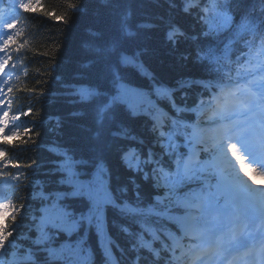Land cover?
<instances>
[{"label": "trees", "instance_id": "16d2710c", "mask_svg": "<svg viewBox=\"0 0 264 264\" xmlns=\"http://www.w3.org/2000/svg\"><path fill=\"white\" fill-rule=\"evenodd\" d=\"M205 6L42 0L25 15L27 76L14 100L26 115L9 146L18 175L10 264H168L173 245L147 236L145 225L151 209L176 208L182 194L157 177L170 166L163 133L216 89L202 61L213 41ZM251 7L264 15V0L232 3L237 16Z\"/></svg>", "mask_w": 264, "mask_h": 264}, {"label": "rangeland", "instance_id": "374dc122", "mask_svg": "<svg viewBox=\"0 0 264 264\" xmlns=\"http://www.w3.org/2000/svg\"><path fill=\"white\" fill-rule=\"evenodd\" d=\"M123 60L128 61L131 59L128 56H123ZM120 89H121L122 95H124V96H127L128 94H133V89H128L124 85H121ZM212 112H214V114H215L218 112V109L215 108L214 111L212 110ZM205 120L206 121H204V122H207V119H205ZM160 123H161V121L158 122V124H160ZM206 125L207 126L205 128L207 129V131H209L210 128H214L215 131H214V133L212 132L213 134L212 133H208V134L203 133L204 134V136H203L204 141L208 142L212 147H214V146L219 144V138H220L219 134L221 133L222 129L220 127H218L217 125H213V124H206ZM211 134L214 135V137L211 136ZM133 160H134L133 156L128 158L129 162H132ZM233 160H235V161L239 160V164L234 163L235 170L232 169L231 166H228V168H226V171L224 173L242 178L243 182L246 184V185L244 184L245 186H247L250 189L259 191L261 189V187L263 186V180L257 179L256 176L255 177L251 176V173H252L251 170L248 169L246 166H244L243 159L237 155L235 148L230 147L228 149V152L221 153L220 161H222L224 163H230ZM134 161H136V163L138 162L137 160H134ZM243 182H241V183H243ZM262 196L264 197V193H262ZM184 205L186 206V208L188 210L191 211V214H189V216L183 220L187 229L190 232H192L193 234H199L202 231H204V229L196 227V223L193 220V218L195 217V214L198 213L199 210L196 209L188 200H186L184 202Z\"/></svg>", "mask_w": 264, "mask_h": 264}, {"label": "bare ground", "instance_id": "6f19581e", "mask_svg": "<svg viewBox=\"0 0 264 264\" xmlns=\"http://www.w3.org/2000/svg\"><path fill=\"white\" fill-rule=\"evenodd\" d=\"M7 3H9V1H8ZM259 11H260V12L256 13V14H257V16H258L259 14H261V13H262V11H261V10H259ZM210 131H211V132H214L215 130H214V128H210ZM230 166H231V168H232V169H234V170H235V167L233 166V162H230Z\"/></svg>", "mask_w": 264, "mask_h": 264}]
</instances>
